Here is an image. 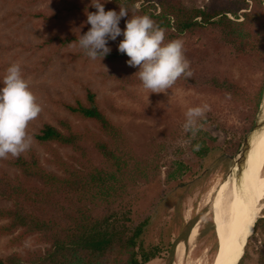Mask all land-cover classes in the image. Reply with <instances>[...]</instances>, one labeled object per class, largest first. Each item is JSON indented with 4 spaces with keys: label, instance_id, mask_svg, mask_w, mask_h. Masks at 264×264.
<instances>
[{
    "label": "rangeland",
    "instance_id": "obj_1",
    "mask_svg": "<svg viewBox=\"0 0 264 264\" xmlns=\"http://www.w3.org/2000/svg\"><path fill=\"white\" fill-rule=\"evenodd\" d=\"M150 1L140 0L137 5ZM180 1L207 9H238L243 3V0ZM246 1L251 7L253 0ZM62 3L63 0H44L34 4L23 0H0V81L7 68L19 62L25 79L42 106L38 118L28 126L31 146L38 150L43 163L55 170L49 153L37 142L34 133L44 122L56 124L57 117L61 115L83 126L85 122L73 116L65 108V102H75L77 97L84 96L86 87L92 88L106 114L124 128L138 156L148 160L153 168L151 175L138 180L119 205L131 210L133 227L148 219L143 236L145 245L163 242L160 255L145 264H212L210 249L215 242L216 231L210 189L228 181L230 176L238 174L246 166L247 155L240 167L238 162L264 103L253 124H249L246 108L240 102L211 89L199 90L187 78L178 79L166 93H150L143 88L140 79L130 82L124 78L125 75H138L139 68L127 64L130 58L113 61L91 60L78 55L73 58L78 51L74 46L58 51L53 46H37L44 36L59 33L61 28L51 21L30 19L24 11H53ZM244 10L240 9L237 16L242 17ZM123 39L109 40L108 45L119 44ZM182 41L191 67L209 81L213 77H228L251 86L262 80L264 59L225 42L220 30L214 26L196 34H187ZM204 104L209 105L210 110L198 121L202 127L193 136L183 130L185 113L190 107ZM197 145L199 149L195 150ZM58 148L65 158L74 160L71 148ZM11 158L0 159V173L18 174L17 168L9 162ZM10 204L9 201H0V206ZM262 208L259 217L264 216V199ZM3 222L5 220L0 219V223ZM256 222L247 238L242 264H264V233ZM195 224H199V235L189 243L188 233ZM10 237H0L2 256L14 250L24 252L45 247L35 236H29L20 245H11ZM180 237H186V240H183L184 254L178 256L175 251L178 242L173 251L171 247Z\"/></svg>",
    "mask_w": 264,
    "mask_h": 264
},
{
    "label": "trees",
    "instance_id": "obj_2",
    "mask_svg": "<svg viewBox=\"0 0 264 264\" xmlns=\"http://www.w3.org/2000/svg\"><path fill=\"white\" fill-rule=\"evenodd\" d=\"M23 1L34 4L44 0ZM139 1L101 0L105 11L119 13L120 7L128 11L129 15L120 21L122 30L128 19L147 15L165 30L167 43L214 26L225 42L264 59L262 0H253L251 7L243 0L238 9H207L180 0H152L138 6ZM240 9H245L242 17L237 16ZM95 11L92 0H63L53 11L26 10L24 14L41 22L51 21L61 28L59 33L44 36L37 46H53L55 51L74 46L78 51L73 58L77 55L88 58L78 40L91 27L87 14ZM67 18L70 19L58 22ZM118 45H108L111 52L103 61L129 58L119 52ZM191 70L193 76L187 79L193 87L232 97L246 108L248 122L253 124L264 99V75L258 84L246 86L228 77H213L209 81L192 67ZM124 78L130 82L139 80L138 75ZM65 108L85 124L77 125L68 116L61 115L56 124L44 122L34 133L56 169L48 168L38 150L31 146L19 158L9 159L18 174L0 173V201L11 203L0 206V219L5 220L0 223V237L11 235L9 243L20 245L29 236H35L45 244L33 250H14L0 255V264L147 263L160 255L163 242L145 245L143 236L148 219L133 227L131 210L119 205L138 180L151 175V164L138 156L124 128L106 114L92 88L86 87L84 96L77 97L75 102H65ZM58 147L71 148L74 160L65 158ZM256 226L264 233V216L258 218ZM215 237L210 249L212 261L219 247L216 232ZM183 240L186 237L173 242L171 251L175 243ZM245 256L238 264H242Z\"/></svg>",
    "mask_w": 264,
    "mask_h": 264
},
{
    "label": "clouds",
    "instance_id": "obj_3",
    "mask_svg": "<svg viewBox=\"0 0 264 264\" xmlns=\"http://www.w3.org/2000/svg\"><path fill=\"white\" fill-rule=\"evenodd\" d=\"M92 7L97 11L87 14V23L91 27L78 40L79 47L91 60H103L111 52L108 41H115L123 35L118 50L130 58L127 61L130 67L139 68L137 74L142 86L150 93H166L181 77L193 76L184 42L176 39L165 43V30L149 16L128 19L122 30L120 21L129 15L125 8L120 7L119 13L105 11L101 0H92ZM0 84L3 85L0 87V159H8L9 156L19 158L31 147L28 126L38 118L42 106L25 79L19 62L7 68ZM209 110L207 104L188 108L183 130L195 136L202 127L198 121ZM198 149L199 145L195 150Z\"/></svg>",
    "mask_w": 264,
    "mask_h": 264
},
{
    "label": "bare ground",
    "instance_id": "obj_4",
    "mask_svg": "<svg viewBox=\"0 0 264 264\" xmlns=\"http://www.w3.org/2000/svg\"><path fill=\"white\" fill-rule=\"evenodd\" d=\"M246 155V166L242 167L238 174L230 176L228 181L210 189L213 195V219L219 243L218 252L212 264L235 262L237 256L242 253L245 236L250 235L256 219L262 213L264 128L254 134ZM247 227L250 228L249 231ZM188 234L187 241L192 243L199 235V224H195ZM241 237H244L242 243ZM183 245L184 241L176 245L175 251L178 256H181L184 251Z\"/></svg>",
    "mask_w": 264,
    "mask_h": 264
},
{
    "label": "water",
    "instance_id": "obj_5",
    "mask_svg": "<svg viewBox=\"0 0 264 264\" xmlns=\"http://www.w3.org/2000/svg\"><path fill=\"white\" fill-rule=\"evenodd\" d=\"M263 128H264V109H263V111H261L259 117L257 118V120H256V122H255V125H254V127H253V129H252V135H251L249 138H247V139L245 140V145H244L243 155H242V157L239 159V162H238V166H239V167L243 164V161H244V159H245V157H246V153H247V152L249 151V149H250L251 141H252V138H253L254 134H255L256 132H258V131H261ZM214 222H215V220H214ZM254 225H255V223H254ZM253 227H254V226H253ZM249 229H250V228L247 227V231H249ZM247 236H248V235L245 236V240H244V243H243L242 253L239 254V255L237 256V258L235 259V262H234V263H230V264H238V263L240 262V260H241V258H242V256H243V253H244L245 244H246V241H247V238H248ZM241 239H242V240H240V241H241V243H242L244 237H241ZM179 242H180V241H179ZM225 264H226V263H225ZM227 264H229V263H227Z\"/></svg>",
    "mask_w": 264,
    "mask_h": 264
}]
</instances>
